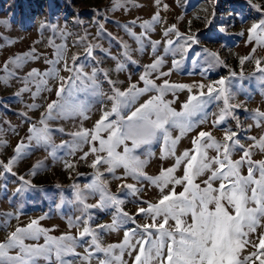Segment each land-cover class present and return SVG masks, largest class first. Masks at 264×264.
<instances>
[{"label": "snow or ice", "instance_id": "6c2138e0", "mask_svg": "<svg viewBox=\"0 0 264 264\" xmlns=\"http://www.w3.org/2000/svg\"><path fill=\"white\" fill-rule=\"evenodd\" d=\"M156 2L159 5V0ZM176 2L179 4V0ZM247 3L261 14V18L247 30L248 43L255 41L258 46H264V5L253 3V0H247ZM110 4L111 12H128L131 7L140 6L134 0H110ZM163 8L168 10L169 6L163 5ZM97 12L98 16L92 21L96 28L93 39L99 41L107 36L116 40L121 46L123 59L112 55L100 43L90 42L91 33L87 31L83 36L77 37L73 47L83 46L86 57L92 60L97 59L94 54L97 50L105 53L116 61L114 71L123 72L127 63H137L132 58L134 50L122 38L107 30L106 14L99 10ZM215 19L213 12L210 19L205 18L206 26L211 28ZM138 21L137 17L124 24L117 22V26L136 43L135 51L144 53L150 47L155 59L144 66L139 82L130 83L125 89L117 87L118 82L110 78L108 70L93 67L90 73L86 72V65L77 63L79 53L72 55L69 64L66 58V41L72 34L57 24H41V29L49 27L53 32L48 40V46L53 48L52 59L46 58L43 53L37 54L35 47H31L24 53L9 57L0 65V82H21L22 87L15 93L18 97L29 92L35 100L42 91L53 90L48 87L49 80L57 81V99L47 103L36 122H32L26 112L20 113L30 125L28 134L18 141L14 154L7 163L0 161V175L16 176L14 165L28 155L33 146L50 149V155L55 158L58 149L70 148L69 155L74 156L87 144L88 151L83 152L79 160L87 161L89 155L93 157L88 165L93 169L92 182L85 184L83 188L72 185L74 203L78 206L80 215L68 218L67 225L70 230L77 229V234L73 235L69 231L53 236L50 232L55 229H46L40 225V220L45 219V216L32 219L24 226H17L5 240L0 241V264H37L41 258L48 264H74V260L67 259L68 257L78 258L80 264H92L93 259L96 264H255L257 260L259 264H264V159H253L254 150L264 154V134L246 137L251 141L247 145L241 142L242 131L252 127L264 128V111L260 108L245 109L254 124L243 129L239 118L234 114V109L240 105L231 103L233 94L227 86L228 78L208 84H178L163 79L162 84H157L155 80L167 77L173 70L179 69L189 58V53L199 55L194 51L201 43L199 30L196 33L191 30L181 33L176 24H173L162 32V41H154L150 33L155 30L156 24L162 22L159 11L150 20ZM136 26L141 29L139 34L133 30ZM217 31L224 33L226 29L221 26ZM56 38L63 42L56 44ZM0 40L9 46L15 42L3 36H0ZM162 43L163 55H158V48ZM201 51L211 57L215 64L224 65L218 52L206 48ZM255 51L256 48L253 47L252 54ZM166 55L173 57L172 66L169 71L163 72L160 69L165 63ZM42 57L44 63L50 65L49 68L43 72L31 68L23 76L20 75L26 64ZM251 59L250 54L239 62L243 65ZM60 64H63V71L68 72V76L60 75ZM255 65V70L262 74L260 79L264 81L262 60L255 59ZM98 73H102L110 85L111 94L100 90ZM231 75L235 76L237 73L232 72ZM178 90H187L189 93L179 111L171 106L173 102L164 99L165 94H174ZM153 92L156 95H148ZM82 94L106 96L111 104L109 110L102 109L100 118L91 129L82 125V121L89 118L87 112L90 110L87 99L81 98ZM146 95L148 98L134 107ZM212 101L223 103L219 113L213 114L216 119L211 121L213 128H219L223 132L222 138L217 139L211 131L201 129L191 138L192 147L177 154L180 141L208 122L206 109ZM101 103L103 105V101ZM39 107L41 105L36 103L27 105L29 110ZM76 117L81 118V127L69 133L72 141L54 144L53 132L63 133L64 129H52L49 121ZM228 119L236 121V130L227 127ZM221 125L225 126L221 128ZM172 129H178L179 135L173 137ZM159 142L163 144L161 159H172L173 163L167 168H161L157 174L149 175L145 169L148 158L153 153L148 151L142 159L137 151ZM210 151L215 155L210 156ZM237 153L239 157L234 159ZM75 163L66 161L64 167L66 170L74 169ZM42 167V162H37L30 175H35ZM101 167L104 171L100 170ZM118 169H123L120 176L116 175ZM179 170H182V175H177ZM106 173L113 179H131L135 183L124 182L117 186V193H112L108 180L105 179ZM19 180L23 185L16 189L17 193L23 191V186H31V181L24 176H19ZM145 184L158 190L155 202L140 199ZM177 187L182 190L178 192ZM120 192L137 197L138 206L134 214L124 211L126 201L120 196ZM97 196L95 204L87 203L89 197ZM143 204L146 207L140 206ZM92 209L109 212L111 221L93 226ZM5 215L13 216L11 213ZM138 217L146 222L139 223ZM13 218L19 219V216ZM104 232H122V239L118 243L105 245L101 239ZM41 238L44 240L43 244L25 243L26 240L39 241ZM77 248H84V252H78ZM126 255L130 258L127 261L124 259Z\"/></svg>", "mask_w": 264, "mask_h": 264}, {"label": "rangeland", "instance_id": "374dc122", "mask_svg": "<svg viewBox=\"0 0 264 264\" xmlns=\"http://www.w3.org/2000/svg\"><path fill=\"white\" fill-rule=\"evenodd\" d=\"M134 3L140 6L131 7L128 12H111L109 11L111 8L110 0H0V36L15 41L9 46L0 40V65L9 57L24 53L31 47H35L37 54L43 53L46 58L52 59L53 48L48 46V40L53 36V32L49 27L41 29V24H57L60 28L72 34L67 37L66 41V58L69 64L72 55L79 53L80 59L77 63L85 64L84 70L86 72L90 73L93 67L108 70L110 78L118 82L117 87L125 89L130 83L139 82V76L142 74L144 66L152 63L155 57L152 55L150 47L144 53L135 51L137 48L136 43L125 34L122 28L117 26V22L124 24L137 17L139 21L150 20L153 14L159 11L162 22L156 24L155 30L150 33L152 40L162 41L164 38L161 34L164 29L176 24L181 33H187L189 30L196 33L199 30L201 43L194 50L199 55L189 53V58L181 64L179 69L173 70L169 76L157 79L155 82L162 84L163 79H167L178 84H208L221 78H228L227 86L233 94L231 103L240 105V107L234 109V114L239 118L243 129H248V125L254 124V121L249 118V112H246L245 109L260 108L264 111V81L260 79L262 74L255 70V59L257 58L262 60V66H264V46H258L255 41L248 43L247 30L253 22L261 18V14L256 12L247 3V0H179V4L176 0H159V5H157L156 0H134ZM253 3L264 5V0H253ZM163 5H168V10H164ZM97 10L106 14L108 22L105 27L107 30L113 33L114 36L122 38L134 50L132 58L137 63H127L126 70L123 72L117 73L114 71L116 61L105 53L97 50L94 53L97 59L92 60L86 57L83 46L73 47L77 37L83 36L87 31L91 33L90 42L100 43L105 49H109L112 55L121 57V46L116 40H112L107 36L99 41L93 39L96 28L93 26L92 21L98 16ZM213 12H215L216 19L213 26L208 28L205 24V18L210 19ZM181 16L183 18L178 20L177 18ZM78 21H82V23H78ZM221 26L226 29L224 33L217 31ZM133 30L137 34L141 32L138 26L134 27ZM172 38L175 39L174 36ZM36 41L40 42L34 43ZM62 42L60 38L55 40L56 44ZM163 47L162 43L158 48V55H163ZM253 47L256 48L254 54H252ZM205 48L218 52L220 59L224 61V65L215 64L211 57L201 51ZM250 54L252 59L241 65L240 59ZM121 59L123 58L121 57ZM172 59L171 55L164 56L165 63L160 71H169L172 66ZM49 67L50 65H46L44 57H42L40 60L26 64L20 71V75L23 76L31 68H37L43 72ZM58 67L61 68V76L69 75L68 72L63 71V64L58 65ZM232 72L237 73V75L232 76ZM129 76H131L130 80ZM154 77L155 74H153ZM97 79L100 83V90L103 93L111 94L110 85L106 82L102 73H98ZM56 84V80H49L48 87L53 90L51 92L42 91L33 100L29 92H25L19 97L15 95L22 87L21 82L17 80H10L8 84L0 82V161L7 163L9 158L13 156V150L18 141L28 134L27 130L30 125L20 113L26 112L31 121L36 122L41 112L45 110L47 103L57 99L55 95ZM140 86H143L142 83H140ZM33 91H35L34 88ZM193 91L195 92L196 89ZM148 95H156V93L153 92ZM148 95L141 97L134 107H138L140 103H143ZM188 95L187 90H178L174 94L171 92L165 94L164 99L173 102L171 106L179 111L181 104L187 99ZM81 98L87 99L90 106V110L87 112L89 118L83 120L82 125L84 128L91 129L95 121L100 118L102 109L109 110L111 104L107 101L106 96H84L82 94ZM101 101H103V105ZM31 103H36L41 107L36 110H29L27 105ZM221 107H223L222 101H212L207 106L208 122L187 134L180 141L176 149L177 154L186 148L192 147L191 138L201 129L211 131L217 139L222 138L223 132L211 125V121L216 119L213 114L219 113ZM49 124L52 129H64L63 133L54 131L52 134L54 144L59 145L62 141H72L73 138L69 133L79 130L81 118L55 119L49 121ZM226 125L236 130L235 120L228 119ZM224 126L221 125L220 127ZM261 134H264V128L252 127L250 130L241 132V142L247 145L251 141L247 140L246 137H258ZM177 135H179V130L172 129V136ZM25 142L27 143L26 140ZM162 147V142H159L151 146H144L137 151L142 159L145 158L148 151L153 153L148 158V165L145 169L149 175H155L161 168H167L173 163L172 159H161ZM88 148L89 145L84 144L82 146L83 150L77 151L74 156L69 155L70 148L58 149L54 158L50 155V149L45 150L44 147L33 146L28 155L14 165L13 171L17 173L16 176L11 174L0 175V241L5 240L7 235L14 231L17 226H24L32 219L42 216L46 218L40 220V225L46 229H55L50 232L51 235L59 236L61 233L69 231L73 235L77 234V229L70 230L68 228L67 221L70 217L80 215L78 206L74 203L72 185L76 184L83 188L85 184L91 183L93 179V169L88 166L93 157L89 155L87 161L79 160V157L83 152L88 151ZM254 152V160L264 159V154L256 150ZM209 155L213 156L215 153L210 151ZM238 157L239 154L237 153L233 158ZM66 161H75V168L66 170L64 167ZM37 162H42L43 167L35 175H30L33 165ZM100 170L104 171L103 167ZM122 173L123 169H118L116 175L120 176ZM244 173L246 174V169ZM177 175H182V170H179ZM19 176H24L26 180H30L31 186L25 185L23 191L17 193L16 189L23 185V182L19 180ZM105 179L108 180L112 193H117V186L124 182L135 183L131 179L127 181L113 179L107 173ZM181 190L182 188L177 187L178 192ZM119 194L126 201L123 205L124 211L134 214L138 206L137 197L126 192H120ZM140 199L155 202L158 199V190L145 184L144 190L140 193ZM97 200L98 196L89 197L87 203L95 204ZM140 206L146 207V204ZM90 211L93 216V226L109 223L112 219L109 212L96 209ZM7 213H11L13 216L18 215L19 219L5 215ZM137 219L139 223L146 222L139 217ZM122 235V232H104L101 239L105 245L118 243L122 239ZM25 243L43 244L44 240L42 238L39 241L26 240ZM77 251L83 253L84 248H77ZM67 259H73L74 264H80L78 258L68 257ZM124 259L127 261L130 258L126 255ZM37 264H48V262L41 258L37 261ZM92 264H96L95 259H93ZM255 264H259V260Z\"/></svg>", "mask_w": 264, "mask_h": 264}]
</instances>
